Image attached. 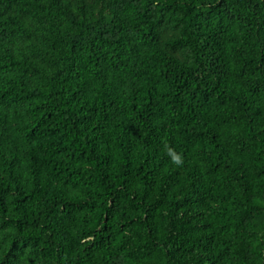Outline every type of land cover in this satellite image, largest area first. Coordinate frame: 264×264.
Instances as JSON below:
<instances>
[{
  "label": "trees",
  "instance_id": "16d2710c",
  "mask_svg": "<svg viewBox=\"0 0 264 264\" xmlns=\"http://www.w3.org/2000/svg\"><path fill=\"white\" fill-rule=\"evenodd\" d=\"M0 264H264V0H0Z\"/></svg>",
  "mask_w": 264,
  "mask_h": 264
},
{
  "label": "clouds",
  "instance_id": "9594fccd",
  "mask_svg": "<svg viewBox=\"0 0 264 264\" xmlns=\"http://www.w3.org/2000/svg\"><path fill=\"white\" fill-rule=\"evenodd\" d=\"M166 154L170 157V161L173 165L179 167L184 164V158L181 154L177 153L176 150L169 145L165 144Z\"/></svg>",
  "mask_w": 264,
  "mask_h": 264
}]
</instances>
